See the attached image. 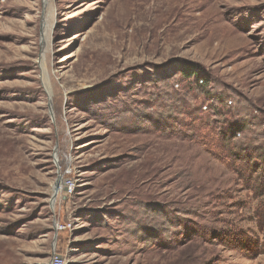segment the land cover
I'll list each match as a JSON object with an SVG mask.
<instances>
[{"label": "rangeland", "instance_id": "rangeland-1", "mask_svg": "<svg viewBox=\"0 0 264 264\" xmlns=\"http://www.w3.org/2000/svg\"><path fill=\"white\" fill-rule=\"evenodd\" d=\"M263 148L264 0H0V264H264Z\"/></svg>", "mask_w": 264, "mask_h": 264}, {"label": "trees", "instance_id": "trees-1", "mask_svg": "<svg viewBox=\"0 0 264 264\" xmlns=\"http://www.w3.org/2000/svg\"><path fill=\"white\" fill-rule=\"evenodd\" d=\"M182 71L187 75V77H189V76H193V77H195L196 78V82L197 81H200V80H202V78H201V76H199V75H197V70L196 69H188V67H183L182 68ZM203 81V80H202ZM186 107H185V110H186V112H187V115H192L193 114V108H190L189 106H187V104L185 105ZM209 107V106H208ZM213 115L214 116H217V113H215V111H213ZM192 121V120H191ZM190 121V122H191ZM190 122H185V126H188V125H190ZM235 126L239 129V127L237 126V125H235V124H231V125H229V130H232V129H234L235 128ZM237 129V130H238ZM234 130L231 132V136L233 135L234 136ZM229 138H230V136L228 135V137H227V135L225 134V133H223V132H221V137L219 138V140L221 141V142H226V141H228L229 140ZM264 149V148H263ZM251 154L253 155V157L252 156H250L249 157V159H248V161L247 160H243V161H246V162H242V163H244L243 164V166H244V169H247V170H253V168H255V167H253L252 166V168H251V166H250V163H249V160L251 159V158H253V160H261L262 159V154L261 153H259V152H257V150H252L251 151ZM259 167H256V169L255 170H257Z\"/></svg>", "mask_w": 264, "mask_h": 264}, {"label": "built area", "instance_id": "built-area-1", "mask_svg": "<svg viewBox=\"0 0 264 264\" xmlns=\"http://www.w3.org/2000/svg\"><path fill=\"white\" fill-rule=\"evenodd\" d=\"M200 83H202L203 81L200 80L199 81ZM230 100L228 101V103L230 104ZM202 108L204 110H208V105H203ZM50 264H65V259L59 255L57 252L53 251L52 254H51V257H50Z\"/></svg>", "mask_w": 264, "mask_h": 264}, {"label": "bare ground", "instance_id": "bare-ground-1", "mask_svg": "<svg viewBox=\"0 0 264 264\" xmlns=\"http://www.w3.org/2000/svg\"><path fill=\"white\" fill-rule=\"evenodd\" d=\"M43 77H44V82H45L46 84H48V83H47L46 75H45V76L43 75Z\"/></svg>", "mask_w": 264, "mask_h": 264}]
</instances>
